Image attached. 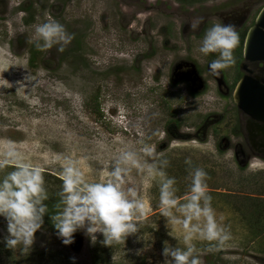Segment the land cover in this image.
<instances>
[{
  "label": "rangeland",
  "instance_id": "1",
  "mask_svg": "<svg viewBox=\"0 0 264 264\" xmlns=\"http://www.w3.org/2000/svg\"><path fill=\"white\" fill-rule=\"evenodd\" d=\"M234 5L235 0L192 5L0 0V160L14 147L25 163L40 167L48 197L44 223L28 252L21 245L5 246L7 221L0 216V264H165V243L186 249V232L182 223L167 227L160 184L174 177L178 206L186 203L196 168L207 174L210 206L230 239L218 246L194 234L193 255L200 264H264V158H236L234 149L223 147L222 140H232L230 124L239 118L230 99L214 89L194 97L191 89L200 81L187 88L173 80L182 63L208 71L218 53L199 51L203 36L213 24H223L221 13ZM263 7L255 6L253 13ZM200 18L192 31L191 22ZM49 21L63 25L72 39L41 50L36 28ZM203 24L207 27L201 30ZM145 145L153 148L151 156L142 151ZM124 151L135 152L141 166L129 165L122 176V188H134L145 204L137 233L104 246L101 233L93 245L78 230L72 244H63L49 208L56 201L59 205L63 167L73 161L86 182H109L114 161ZM14 163L0 168V179ZM150 165L165 177L150 175ZM173 214L183 220L181 212L173 209ZM203 222V217L191 221Z\"/></svg>",
  "mask_w": 264,
  "mask_h": 264
},
{
  "label": "clouds",
  "instance_id": "2",
  "mask_svg": "<svg viewBox=\"0 0 264 264\" xmlns=\"http://www.w3.org/2000/svg\"><path fill=\"white\" fill-rule=\"evenodd\" d=\"M203 18L191 22L192 31L199 28ZM36 33L43 43H37V48L46 50L55 44H67L72 37L66 33L63 25L49 21L40 24ZM31 42V41H30ZM239 43L238 33L232 24L216 23L205 32L199 51L204 55L218 53V58L211 61L209 71L214 76H219L220 71L235 63L233 49ZM63 51V47L57 49ZM142 151L151 156L153 148L145 145ZM14 163V170L0 179V216L7 221V233L4 244L7 248L15 250L17 245L22 246L23 252L31 250L35 240V233L42 227L44 216L47 213L48 199L44 189L42 169L30 163H25L14 147H10L3 160H0V168ZM166 165V161L162 162ZM190 163V161H186ZM141 167L137 154L133 151L120 153L114 161L109 182H86L83 173L76 163L69 161L61 173L63 181L62 190L59 193L62 210L51 215V221L56 229V235L65 245L74 242V233L83 230L95 245L98 241L97 233H101L103 239L99 242L104 246L119 243L130 235L137 233V222L143 219L145 204L137 198L134 188L124 190L122 188V176L129 170L128 166ZM150 175L156 174L165 177L162 170L154 165L148 166ZM206 172L196 168L190 173V195L186 203L178 206L175 196V178L167 177L160 184V208L163 217L167 218V227L182 223L185 229L184 243L186 249L163 248L166 258L165 264H200L199 258L194 256L195 247L190 243L194 234L200 239L216 241L222 246L230 239L214 217L210 206L211 197L206 194ZM203 200V207L200 201ZM173 209L183 214V220L173 214ZM203 217V225L192 224L193 219L200 220ZM170 257L171 259H167ZM191 257V259H189ZM75 259V258H73Z\"/></svg>",
  "mask_w": 264,
  "mask_h": 264
},
{
  "label": "flooded vegetation",
  "instance_id": "3",
  "mask_svg": "<svg viewBox=\"0 0 264 264\" xmlns=\"http://www.w3.org/2000/svg\"><path fill=\"white\" fill-rule=\"evenodd\" d=\"M235 3L236 5L232 6L231 10L222 12L220 16L222 23L232 24L239 36V43L234 49L237 53L235 63L224 70H219V76L212 75L209 68L208 71L200 72L196 64L182 63L174 72L175 79L173 80L183 82L187 88L191 87V82L196 86L200 81L199 88L191 89L190 94L194 97L206 93L209 89H214L222 99H230L232 107L239 113V118L235 125L230 124L233 130L231 133L233 142L228 139L222 140L223 147L227 150L234 149L236 158H240V156L264 158V121L254 119L242 111L234 98L239 84L246 77L264 86V60L247 59L245 54L247 37L257 25L264 7L256 14L253 13V9L255 6L260 8L261 4H264V0H252V2L250 0H235ZM250 18L252 20L249 24ZM206 25L203 24L201 30L207 27ZM174 83L176 84V82Z\"/></svg>",
  "mask_w": 264,
  "mask_h": 264
},
{
  "label": "water",
  "instance_id": "4",
  "mask_svg": "<svg viewBox=\"0 0 264 264\" xmlns=\"http://www.w3.org/2000/svg\"><path fill=\"white\" fill-rule=\"evenodd\" d=\"M245 54L247 59L264 60V10L247 37ZM234 98L242 111L264 121V86L246 77L239 84Z\"/></svg>",
  "mask_w": 264,
  "mask_h": 264
},
{
  "label": "trees",
  "instance_id": "5",
  "mask_svg": "<svg viewBox=\"0 0 264 264\" xmlns=\"http://www.w3.org/2000/svg\"><path fill=\"white\" fill-rule=\"evenodd\" d=\"M177 1L192 5L194 3L207 2V1H210V0H177ZM35 65H36V60H35V57L32 56L31 59H30V66L35 67ZM57 200H59V199H57ZM59 207H58V201L54 202V204L51 205V207H49L50 209H53L50 213H52V215H55L59 211Z\"/></svg>",
  "mask_w": 264,
  "mask_h": 264
}]
</instances>
